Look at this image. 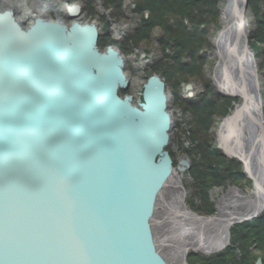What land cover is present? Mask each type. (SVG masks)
I'll list each match as a JSON object with an SVG mask.
<instances>
[{"label": "water", "instance_id": "1", "mask_svg": "<svg viewBox=\"0 0 264 264\" xmlns=\"http://www.w3.org/2000/svg\"><path fill=\"white\" fill-rule=\"evenodd\" d=\"M96 39L92 23L0 13V264H172L151 231L172 177L167 96L151 80L138 106L119 99L124 59Z\"/></svg>", "mask_w": 264, "mask_h": 264}, {"label": "bare ground", "instance_id": "2", "mask_svg": "<svg viewBox=\"0 0 264 264\" xmlns=\"http://www.w3.org/2000/svg\"><path fill=\"white\" fill-rule=\"evenodd\" d=\"M27 2L28 0H0V3H2L0 13L10 12L15 22L25 30L30 27L35 18L45 17L51 19L44 14V10L35 11L34 7L27 5ZM243 2L244 0H226L224 2L221 9L222 27L213 41L214 52L217 56L214 71L215 82L220 85L223 92L238 95L240 100L237 101L238 103L236 102L234 112L224 121L218 133V141L221 148L224 149L223 152L212 146L211 132L214 127L210 131V144L211 148L217 151L218 156L226 161L231 156L229 160L234 164L239 161L232 159V156H237V159L241 158L239 159L242 162H239V164L241 163L239 170L242 175L248 174L255 180L254 191L245 193L240 188L237 190L232 187L234 185L231 182L232 180H225L223 184H227L228 190L221 197L219 203L217 205L214 204L215 211L210 214L212 215L211 217L203 214L200 209L191 208V206H196V200L190 198L192 205L184 201L186 206L188 205L186 207L182 198L183 190H181L184 187L180 185L181 179L177 171H181V167L187 168L186 173L188 175L192 161L183 152L186 151L184 149H188L185 147L187 141H182L180 145L183 144V147H178V144L172 143L171 139V135L175 136L177 132L172 134L170 131L169 141L162 150L163 153H166L164 154L166 158L158 155L154 159V163H151V165L158 167V164L162 163L161 158H163L166 164L169 162L172 170V177L170 178V176L167 177L166 175L165 179L167 180L160 185L159 193L156 192L155 206L151 218V231L153 233V224H157L159 237L155 238V241L157 240L156 244L159 242L161 245V249L157 246L159 255L163 257L164 261L172 264H194L193 262L197 261L207 262L208 260L204 259V256L221 252L229 245L230 239L227 232H229L230 227L235 222L248 218L247 221L252 220L251 223L257 224L259 221L256 219L262 216V211H264V139H261L264 136V102L260 92L261 83L256 63L244 40V36L247 35L249 30V24L243 10L241 11ZM39 4L41 7L49 5L47 0H41ZM64 8L60 9L62 13ZM74 8H78V6L69 7V9ZM25 18H30L31 20L26 23L27 25L23 23ZM58 20L63 21L62 18ZM63 23L67 28L78 24L77 21L72 22L69 26L65 22ZM97 37H99L98 33ZM95 47L102 53L108 48L101 50L98 47L97 40H95ZM127 87L126 89H128ZM126 89L118 90L117 97L119 99L124 100L127 96L131 97L129 93L121 95L123 91H127ZM140 96H142V93H140ZM140 102H142V98ZM135 106H138V104ZM166 107L168 109L167 104ZM230 112L231 110L228 111L227 115ZM170 121L172 129V117ZM188 133L189 131L186 130L184 134L188 135ZM175 146L182 150L181 153L184 156V159L179 160L177 164L174 160L176 153L173 148ZM159 159L160 162H158ZM158 203H161L159 211L156 207ZM154 215L157 216L154 217ZM258 261L260 259L256 263ZM260 264L263 263L260 261Z\"/></svg>", "mask_w": 264, "mask_h": 264}, {"label": "rangeland", "instance_id": "3", "mask_svg": "<svg viewBox=\"0 0 264 264\" xmlns=\"http://www.w3.org/2000/svg\"><path fill=\"white\" fill-rule=\"evenodd\" d=\"M215 2V7L212 5V8L214 10H217V18L216 22L206 26L204 30H207L206 32L209 33L208 35V42L206 45H203L202 50L200 51V56L202 57V63L200 65H197L199 68H201L200 73L197 76L183 78L182 80L178 79L179 77H175L174 81L177 79L178 88L175 87L174 90H178L177 95V102H174L173 96H172V90L168 86H163L162 82L163 79L159 76H156L155 74H151L150 68L155 65L162 57L160 49L158 48V39L161 37V31L156 28L153 33L150 35V38L148 41H141V42H134L133 38L135 37L136 30L140 27V19H150L149 12L145 11L140 14V16H136V5L139 3L138 0H121L117 1L114 0L112 3L117 7H105L103 0H47L49 3L46 7H41L39 4L41 0H28L27 5L29 7H34L35 11L44 10L46 15H48L51 19L58 20L59 18L63 19V22L69 26L72 22L77 21L79 24H94L96 33L99 34V36L104 37V39L107 37L108 40H111L113 44H111L110 47L116 48L119 53L122 55L124 62H125V73L128 78L129 86L126 89V93H129L133 100V104L137 105L138 102L141 100L140 93L143 91V86L150 82L151 80H155L158 83H160L161 86H163V91L166 93L168 97V112L172 117L173 124L171 133H175V136L171 135L172 143L175 142V144H178V147H183L182 141H187L185 143V147L189 148L190 143L186 139L187 135L184 134L186 130L188 131L191 117L190 112L183 113L181 112V109L183 107H191L193 103L197 102V98L203 94L204 91V85L205 83H208L212 89L213 92L216 93L219 97H228L231 102V112L225 116L217 118L214 122V128L212 129L211 136L213 139V144L215 148H218L223 152L224 149L221 148L219 141H218V133L220 130L221 125L224 123V121L232 115V113L235 110V105L238 103L237 101L240 100L238 95L230 94L223 92L220 88V85L216 84L214 79V71L216 67V61L217 56L214 52V45L213 41L217 37V34L219 33L222 24H221V9L223 8V4L226 0H212ZM252 2V4H251ZM2 3H0L1 6ZM65 6V8H64ZM72 6H78L79 15L78 19H72L69 17V7ZM64 8V12L60 10L61 8ZM87 9H92L93 14L87 13ZM243 12L246 20L249 24V30L247 32V35H245L244 40L247 44L248 51L252 54L253 59L256 63V69L258 72V76L261 83V96L264 102V48L261 45L262 43L259 42L258 39H255V35L257 31V27H259L262 23L261 20H264V1L263 0H256L253 2L252 0H244V6H243ZM19 16V14H18ZM209 19V18H207ZM30 18H25L23 21L24 25H27ZM209 21V20H207ZM22 23V25H23ZM188 30V28H187ZM98 38V37H97ZM256 40V42H254ZM136 43V45H134ZM122 44H127V47L130 48V52H123L120 49L122 47ZM255 44V47H254ZM109 47V46H108ZM187 60V59H185ZM189 62L188 60L184 63L186 64ZM174 62H170L172 65ZM173 81V80H172ZM189 85L191 88L187 89L186 86ZM237 102V103H236ZM263 112H264V104H263ZM182 115V117H180ZM264 135V134H263ZM262 139H264V136H262ZM177 146L173 148L174 152L176 153L175 161L176 164L179 160L184 159L183 154L181 153V149H179ZM191 148V147H190ZM188 150V149H184ZM185 152V151H184ZM182 156V157H181ZM231 156L227 158V162L230 163ZM189 159V158H188ZM232 159H236L235 161L241 162L239 159H237V156H232ZM190 160V159H189ZM238 162V163H239ZM242 163V162H241ZM240 163V164H241ZM239 164V165H240ZM187 168L181 167V171H177L181 182L180 185L184 187L182 192V198L183 203L184 201H187V204H191L190 198L192 200H195V198L199 199L198 195H194L195 189L190 186L192 185V181L187 175ZM242 181H238L234 184L232 187L235 189H241L245 193H250L254 191L255 186V180L248 176V174L242 175ZM230 185V184H228ZM222 187V188H221ZM219 188H213L209 192V197H211V204L212 207H215L221 199V197L226 193L228 190L227 184H224ZM161 201V200H160ZM186 206V204L184 203ZM188 206V205H187ZM186 206V207H187ZM158 211L161 209V203H158L156 206ZM192 209H196L195 206H191ZM189 210V208H187ZM191 210V209H190ZM197 215V214H195ZM157 215H154V217ZM155 219V218H154ZM242 222V221H239ZM246 223V222H245ZM244 224V223H243ZM242 225V224H240ZM240 225L235 224L236 227H240ZM234 226V225H233ZM232 226V227H233ZM158 226L157 224H153L152 230L153 235L157 239L159 237L157 232ZM232 229V228H231ZM234 231L236 232V230ZM231 231V230H230ZM233 231V232H234ZM229 233V238L231 239V234ZM157 243V240H156ZM158 248L161 249V245L156 244ZM211 255H207L203 257L204 259L210 258Z\"/></svg>", "mask_w": 264, "mask_h": 264}, {"label": "trees", "instance_id": "4", "mask_svg": "<svg viewBox=\"0 0 264 264\" xmlns=\"http://www.w3.org/2000/svg\"><path fill=\"white\" fill-rule=\"evenodd\" d=\"M113 1L103 0L105 7H117L112 3ZM138 2L135 9L136 16H140L145 10L151 17L149 20L140 19V27L136 30L133 41H148L156 28L161 31L158 48L162 53V58L150 68V72L163 79L162 85L171 88L174 102H177L178 90H174L175 87L178 88L177 80L197 76L201 71V68L197 66L203 62L199 53L203 45L208 42L209 35L204 28L210 22H216L218 13L212 8V5L215 7V2L212 0H138ZM87 13L91 15L93 10L87 9ZM261 22V25L257 27L258 35L256 33L255 39H258L257 43H262L264 48V20ZM96 40L101 50L113 44L107 37L104 39L99 36ZM120 49H123L121 51L125 53L130 52L127 44H122ZM185 59L189 61L186 64ZM170 62L174 63L171 65ZM175 77L179 78L174 81ZM204 86L203 94L196 99L197 102L191 107H183L181 112L182 114L190 112L191 117L189 133L186 137L191 148L183 152L192 161L188 175L195 189L194 195L199 196V199L195 198V207L202 210L203 214L210 215L214 209L209 200V191L212 188L223 186L225 180H232L231 182L236 183L243 176L239 170V163H229L219 157L210 144V131L215 119L227 115L231 110L233 100L230 101L228 97L223 98L216 95L208 83ZM125 93L126 91H123L121 95ZM234 229L235 227L231 232ZM236 232L242 233L246 230L240 229ZM258 233L264 235V220L260 223Z\"/></svg>", "mask_w": 264, "mask_h": 264}, {"label": "flooded vegetation", "instance_id": "5", "mask_svg": "<svg viewBox=\"0 0 264 264\" xmlns=\"http://www.w3.org/2000/svg\"><path fill=\"white\" fill-rule=\"evenodd\" d=\"M257 218V217H256ZM259 223H251L252 220L239 223L236 230L245 229L246 232H232L230 243L221 252L210 254L207 262H193L194 264H256L260 259L264 264V235L258 233L260 223L264 218L256 219ZM243 226V227H242ZM235 227V226H234ZM232 227V228H234ZM232 230V229H231ZM194 253V252H193ZM196 254V253H195ZM198 256V255H197ZM205 257V256H204ZM194 256L192 257L193 260Z\"/></svg>", "mask_w": 264, "mask_h": 264}]
</instances>
